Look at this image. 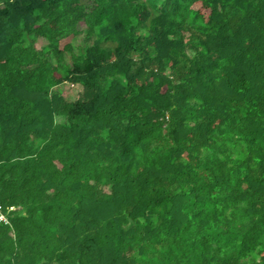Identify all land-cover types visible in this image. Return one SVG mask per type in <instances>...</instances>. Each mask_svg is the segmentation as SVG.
I'll return each instance as SVG.
<instances>
[{
	"label": "trees",
	"instance_id": "trees-1",
	"mask_svg": "<svg viewBox=\"0 0 264 264\" xmlns=\"http://www.w3.org/2000/svg\"><path fill=\"white\" fill-rule=\"evenodd\" d=\"M2 216L0 264H264V0H0Z\"/></svg>",
	"mask_w": 264,
	"mask_h": 264
},
{
	"label": "rangeland",
	"instance_id": "rangeland-1",
	"mask_svg": "<svg viewBox=\"0 0 264 264\" xmlns=\"http://www.w3.org/2000/svg\"><path fill=\"white\" fill-rule=\"evenodd\" d=\"M82 29H84L86 26L85 24H81L80 25ZM72 40H68L65 41L63 43V46H65L67 43L71 42ZM74 44L76 45V47L78 46H83L84 43V37H80L79 39H77L76 41H74ZM43 45L40 44V42H38L37 47L40 49ZM71 60L70 56H68V61ZM61 90L63 92V95L66 98L72 99L74 100L75 98H77L81 93H82V88L77 86V87H73L70 84H65L64 86L61 87Z\"/></svg>",
	"mask_w": 264,
	"mask_h": 264
},
{
	"label": "built area",
	"instance_id": "built-area-1",
	"mask_svg": "<svg viewBox=\"0 0 264 264\" xmlns=\"http://www.w3.org/2000/svg\"><path fill=\"white\" fill-rule=\"evenodd\" d=\"M0 219H1V220H5V217L2 216Z\"/></svg>",
	"mask_w": 264,
	"mask_h": 264
}]
</instances>
